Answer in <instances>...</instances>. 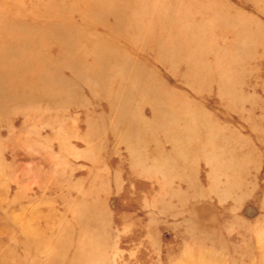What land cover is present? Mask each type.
<instances>
[{"label":"rangeland","instance_id":"1","mask_svg":"<svg viewBox=\"0 0 264 264\" xmlns=\"http://www.w3.org/2000/svg\"><path fill=\"white\" fill-rule=\"evenodd\" d=\"M0 264H264V0H0Z\"/></svg>","mask_w":264,"mask_h":264}]
</instances>
